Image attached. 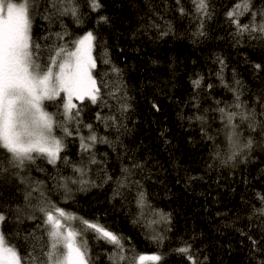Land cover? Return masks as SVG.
<instances>
[{
    "label": "snow or ice",
    "instance_id": "obj_1",
    "mask_svg": "<svg viewBox=\"0 0 264 264\" xmlns=\"http://www.w3.org/2000/svg\"><path fill=\"white\" fill-rule=\"evenodd\" d=\"M189 3L191 10L183 0H160L159 4L145 0L147 11L140 16L133 38L166 42L165 38L179 35L176 23L186 20L194 46L225 40L211 31L216 16L213 0ZM103 9L101 0H0V150L4 153L0 156V264H102L101 256L106 264H162L164 260L160 253H137L130 246V237L102 223L100 217L85 218L51 199L55 191H62L68 200L73 198V187L87 192L112 185L110 202L134 204L137 218L132 223L151 230L147 239L158 247L170 239L172 213L152 205L144 184L152 173L145 172V163L138 161L121 141L128 131L133 103L125 69L113 61L107 41L97 31V27L110 25ZM92 14H96V27L82 35L70 30L68 20L82 26ZM224 15L231 47H251L258 42L264 49V0H239ZM37 20L40 34L34 35ZM212 63L217 68L208 69L207 78L219 84L206 83L202 73L190 78L192 92L183 102L189 112L177 115L195 124L201 141L213 146L209 160L233 169L246 167L256 158L257 150L264 151V88L246 95L235 69L231 82L226 79L228 65L221 55H216ZM251 67L256 74L262 66L251 63ZM217 87L231 93V100L213 96ZM85 102L97 106L94 122L110 130L107 134L84 121ZM49 104L56 107L55 112L47 110ZM151 107L156 112L161 110L154 101ZM217 124L219 127H214ZM57 130L61 135L56 134ZM167 132L163 128L159 135L171 145ZM68 138L77 144L75 160L67 155ZM188 139L192 142L191 137ZM98 145H106L116 154L119 175L109 170L108 152H98ZM38 161L52 170L41 167ZM205 167L215 170L214 164L207 161ZM34 170L44 179L34 176ZM66 171L71 175H65ZM202 179L191 176L189 182ZM258 179H264V172ZM242 182L249 183L246 177ZM253 198L257 203L242 198L250 215L244 227L234 231L241 237L239 243L246 251L247 264H264V194L253 189ZM28 222L34 227L26 228ZM89 235L101 245L96 255L89 245ZM12 241H18L19 246ZM227 248L230 254L232 244ZM173 251L191 264L208 262L207 255L200 259L198 253L202 250H194L190 242Z\"/></svg>",
    "mask_w": 264,
    "mask_h": 264
},
{
    "label": "trees",
    "instance_id": "obj_2",
    "mask_svg": "<svg viewBox=\"0 0 264 264\" xmlns=\"http://www.w3.org/2000/svg\"><path fill=\"white\" fill-rule=\"evenodd\" d=\"M101 2L104 4L102 14L110 18V25L97 27V31L107 41L113 61L125 69V80L128 82L133 103V110L127 121L128 131L121 136V141L132 150L138 161L145 163V172L152 173L151 179L144 181L145 188L154 207L172 213L173 226L168 233L170 239L161 247L147 239L152 234L151 230L132 223L137 218L135 205L122 204L119 200L110 202L112 185H106L102 189L93 188L87 192H78L73 187V198L68 200L63 198L62 191H55L51 194L52 201L59 207L85 218L100 217L102 223L111 225L114 230L130 237V246L137 253L163 254L162 264H191L186 257L173 251L183 246L184 242L192 243L194 250H202L198 255L200 259L207 255V264H247L246 251L241 250L243 245L239 243L241 237L234 229L244 227L246 217L250 215L243 200L257 203L253 198V189L264 194V179H258L264 172V151L257 150L256 158L246 167L237 166L233 169L231 165L220 166L218 162L208 159L213 146L201 141L197 126L190 125L187 120H181L177 115L181 111L185 115L189 112L188 108L183 107V102L188 100L192 92L190 78L194 79L197 73H202L205 74L206 83L219 84L218 80L209 81L207 78L208 69L215 71L217 68L212 63L216 55H221L228 65L225 77L229 82L233 78L232 70L235 69L236 78L242 81L246 95L249 91L258 92L264 88V83L261 82L264 78V49L258 42L251 47L245 45L233 48L230 46L231 41L227 39L229 26L224 13L239 0H213L216 16L211 22V31L213 35L225 37V40L214 39L196 46L191 43L186 20L176 23L179 35L165 38L166 42L149 43L141 37L134 39L140 16L147 11L145 0ZM159 2L160 0H153L154 4ZM183 3L191 10L189 0H183ZM171 6L175 8L174 2ZM95 16L96 14H92L82 26H76L71 20L67 23L74 34L82 35L88 29L96 27L93 23ZM244 19L242 18V22ZM39 23L37 20L34 25V35L40 34ZM120 49L124 51L121 52ZM246 60L250 63H246ZM251 63L261 64V70L254 74ZM212 95L226 100L232 98L231 93L219 87ZM153 101L160 105L159 112L152 109ZM47 110L55 112L56 107L49 104ZM98 110L97 106L85 102L83 119L86 123H93L99 133L107 134L110 130L94 122ZM163 128L168 129L166 136L171 145H166L159 135ZM84 131L87 134V130ZM56 134L61 135L59 130ZM189 137L192 142H189ZM111 138L114 139V135ZM68 139L67 155L75 160L77 144L72 143V138ZM97 150L101 153L108 152L109 170L114 175H119L120 161L116 159V154L106 145H98ZM2 155L4 153L0 150V156ZM205 161L213 163L215 170L208 171ZM38 163L49 172L52 170L46 163ZM232 172H235L234 176L230 175ZM33 175L44 179V175L35 170ZM65 175L71 173L66 171ZM191 176H203V179L189 182ZM245 177L249 181L247 185L242 182ZM92 179L96 177L93 176ZM237 216L240 217L239 220ZM25 227L31 228L34 224L28 222ZM88 240L93 254L96 255L101 245L95 244L90 235ZM12 243L19 246L18 241ZM229 243L233 248L230 254L227 248ZM101 261L106 264L103 256Z\"/></svg>",
    "mask_w": 264,
    "mask_h": 264
},
{
    "label": "rangeland",
    "instance_id": "obj_3",
    "mask_svg": "<svg viewBox=\"0 0 264 264\" xmlns=\"http://www.w3.org/2000/svg\"><path fill=\"white\" fill-rule=\"evenodd\" d=\"M146 263V262H145Z\"/></svg>",
    "mask_w": 264,
    "mask_h": 264
}]
</instances>
